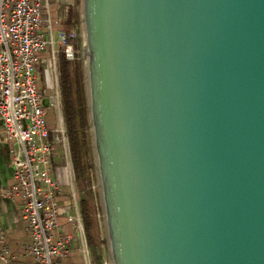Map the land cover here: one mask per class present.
Listing matches in <instances>:
<instances>
[{"label": "water", "instance_id": "95a60500", "mask_svg": "<svg viewBox=\"0 0 264 264\" xmlns=\"http://www.w3.org/2000/svg\"><path fill=\"white\" fill-rule=\"evenodd\" d=\"M74 13L108 264H264V0Z\"/></svg>", "mask_w": 264, "mask_h": 264}, {"label": "built area", "instance_id": "2783aa9c", "mask_svg": "<svg viewBox=\"0 0 264 264\" xmlns=\"http://www.w3.org/2000/svg\"><path fill=\"white\" fill-rule=\"evenodd\" d=\"M46 6L47 0H0V140L9 146L13 170L0 197L19 205L30 236L17 254L1 233L0 264H21L20 258L33 264H65L78 239L90 258L76 189L64 196L63 184L54 176L59 152L68 167L71 159L68 129L56 99L61 94V53L70 62L77 59L76 28L60 32L56 50L53 22L42 20ZM40 74L45 76L43 92ZM53 107L60 117L57 128L50 130L47 116Z\"/></svg>", "mask_w": 264, "mask_h": 264}, {"label": "trees", "instance_id": "16d2710c", "mask_svg": "<svg viewBox=\"0 0 264 264\" xmlns=\"http://www.w3.org/2000/svg\"><path fill=\"white\" fill-rule=\"evenodd\" d=\"M79 24L80 16L73 13L69 20V28L79 27ZM79 69L78 63L68 61L66 55L61 53L60 86L63 113L68 129L74 173L77 183L82 189L79 203L87 242L92 254L94 250L93 262L94 264H103V241L100 238L99 223L96 218L94 195L92 191L88 192L93 164L90 158L88 102L84 94ZM83 185H86L87 189Z\"/></svg>", "mask_w": 264, "mask_h": 264}, {"label": "crops", "instance_id": "0c3cea01", "mask_svg": "<svg viewBox=\"0 0 264 264\" xmlns=\"http://www.w3.org/2000/svg\"><path fill=\"white\" fill-rule=\"evenodd\" d=\"M74 5L75 0H47V6L42 14V20L45 24L48 20H52L53 22V36L56 50H59L60 32L73 29L69 28V20L74 13ZM44 57L49 58L50 54L46 53ZM2 130L3 126L0 122V135ZM70 171L73 177V187L77 188L76 185H78V183L75 177L73 166L70 167ZM12 173L13 170L11 167L9 146L8 144L2 143L0 140V194L3 188L11 183ZM60 181L63 183L61 179ZM20 221L19 205L17 203L4 200L0 197V234L5 233L8 236L12 250L17 254H21L23 245H26L30 242V236L25 231L24 224H22V226L19 224ZM83 250L84 246L78 239L76 244L73 245L72 256L65 262V264H88L90 262L93 264L92 257H86L83 253ZM20 263L33 264V261L29 258H20Z\"/></svg>", "mask_w": 264, "mask_h": 264}, {"label": "rangeland", "instance_id": "374dc122", "mask_svg": "<svg viewBox=\"0 0 264 264\" xmlns=\"http://www.w3.org/2000/svg\"><path fill=\"white\" fill-rule=\"evenodd\" d=\"M76 50H77V43H76ZM76 63H78V54H77ZM44 78H45V76L43 74L39 75L38 86H39V90L41 92H43L45 90ZM60 92H61V90H60ZM56 103H57L58 107L63 111V109H62L63 103H62L61 94H60V97H58V99H56ZM60 115L63 116V112ZM59 117L60 116H59L56 108H54V107L51 108L49 111V114L47 116L48 127L50 130H54L55 128H57V125L59 122ZM89 140H90V138H89ZM90 158H91V163L93 164L91 145H90ZM71 164H72V158L69 160V167H68L66 159L59 152V156L57 158V164L55 165L56 169L54 172V176H55V178H58L59 180L61 179L63 181L62 190H63L64 196H66V197L70 195V192L73 189V177H72V174L70 171V166H72ZM90 178H91V184L88 188V192L92 191L93 195H94V200H95L94 204H95V208H96V218H97L98 223H99L100 238L103 241V247H102L103 259L102 260L107 262L105 237H104L103 223H102L101 210H100L99 197H98V190H97L96 177H95V171H94V164H93V169H92L91 174H90ZM76 186H77V188H75L76 189L75 191L77 192L78 200H79L81 193H82V189H81V186H79V184ZM83 187H86V189H87L86 185H83ZM19 224L22 226L23 221H20ZM74 244H76V242ZM90 256L92 257V262H93V256H92L91 249H90ZM93 264H94V262H93ZM107 264H108V262H107Z\"/></svg>", "mask_w": 264, "mask_h": 264}, {"label": "flooded vegetation", "instance_id": "af4514ba", "mask_svg": "<svg viewBox=\"0 0 264 264\" xmlns=\"http://www.w3.org/2000/svg\"><path fill=\"white\" fill-rule=\"evenodd\" d=\"M104 264V263H103Z\"/></svg>", "mask_w": 264, "mask_h": 264}]
</instances>
